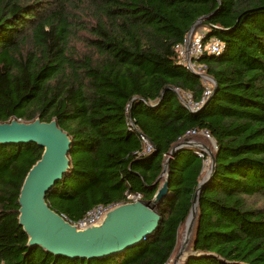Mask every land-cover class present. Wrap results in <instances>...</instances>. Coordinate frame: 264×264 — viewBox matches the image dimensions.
Masks as SVG:
<instances>
[{"label":"trees","instance_id":"16d2710c","mask_svg":"<svg viewBox=\"0 0 264 264\" xmlns=\"http://www.w3.org/2000/svg\"><path fill=\"white\" fill-rule=\"evenodd\" d=\"M199 19L223 49L200 57L216 88L192 111L185 102L200 101L204 84L175 45ZM36 118L55 119L70 138L68 170L45 201L73 221L97 204L123 203L126 192L150 202L171 146L207 131L216 167L198 195V254L185 264H264V0H0V122ZM42 151L33 142L0 144V264L170 259L203 174L195 147L169 160L157 228L91 259L27 244L18 196Z\"/></svg>","mask_w":264,"mask_h":264},{"label":"water","instance_id":"95a60500","mask_svg":"<svg viewBox=\"0 0 264 264\" xmlns=\"http://www.w3.org/2000/svg\"><path fill=\"white\" fill-rule=\"evenodd\" d=\"M199 24L201 19L191 27L188 37ZM212 80L214 91L216 80ZM167 88L171 86H166L165 89ZM175 91L179 95L177 89ZM208 99L209 97L198 109L204 106ZM185 104L192 111L198 110L192 109L187 102ZM29 142L36 143L43 151L41 157L28 170L18 196V223L28 236L27 244L30 247L38 246L56 256L81 259L120 253L146 239L157 228L161 219L154 204L168 195L170 158L177 150L196 145L185 138L171 146L157 177V182H161L160 186L150 202L139 200L119 203L106 211L97 222L85 228H78L69 223L62 214L52 210L45 201L47 191L61 180L68 170L69 136L58 126L55 119L41 121L36 118L28 122L12 119L9 122H0V144ZM207 153L209 170L196 186L186 218L187 221L192 213L194 223L198 213L199 192L216 167L214 153L211 150H207ZM190 257L188 256L183 264Z\"/></svg>","mask_w":264,"mask_h":264},{"label":"built area","instance_id":"2783aa9c","mask_svg":"<svg viewBox=\"0 0 264 264\" xmlns=\"http://www.w3.org/2000/svg\"><path fill=\"white\" fill-rule=\"evenodd\" d=\"M222 49H223V42L221 41L220 38H218L217 36H208L206 35V31H202V30H195L190 37H188L187 34L182 39L181 42L175 45V50L179 57V61L182 64H184L189 70H191L193 73L197 74L201 78L202 83L204 84V90L200 101L195 102L191 105L188 103L192 109H198L206 101V99L212 94L213 85H214L211 76L208 75L207 73L206 64L204 62L199 61V59L204 53L218 54ZM187 97L190 99L189 94H187ZM131 124L132 122L130 121V125ZM198 133L208 138L211 141L213 140L212 136L205 130L191 131V132L188 131L183 137H186V135H190V134L196 135ZM140 137L145 143L143 153L151 152L153 150L152 144L149 143L146 137H144L143 135H140ZM186 139H188L193 144H195L190 137ZM196 153L199 157L203 159V164L204 162L206 163L209 161V156H207L208 154L206 150L202 148V146L196 148ZM124 199H125L124 202L142 200L141 193L139 192H135V193L126 192ZM117 204L119 203L97 204L95 207L88 210L81 218H79L76 221L67 218L66 219L68 220L69 223L76 225L78 228H85L97 222L106 211H108Z\"/></svg>","mask_w":264,"mask_h":264},{"label":"rangeland","instance_id":"374dc122","mask_svg":"<svg viewBox=\"0 0 264 264\" xmlns=\"http://www.w3.org/2000/svg\"><path fill=\"white\" fill-rule=\"evenodd\" d=\"M195 30H202V31H206V28H205V26L204 25H201V24H199L197 27H196V29ZM191 138L193 141H194V143L196 144V145H194L196 148L198 147V146H202V148H204L205 150L207 149V150H211L212 152H214V150H215V146H216V144H215V142L212 140H209L208 138H206V137H204L203 135H201V134H196V135H194V134H190V135H186V137H183V138ZM183 138H180L178 141H181V140H183ZM207 150H206V152H207ZM208 154V153H207ZM207 156H209V155H207ZM204 166H203V174H202V176L205 174V171H206V169L208 168V165H209V161L208 162H206V164H205V162H204V164H203ZM206 167V168H205ZM205 168V169H204ZM162 180H163V178H162ZM161 180V181H162ZM154 208H155V206H154ZM195 224V223H194ZM186 229H187V225L185 224V222H184V225H183V227L180 229V234H179V238H178V240H177V244H176V248H175V250H174V252H173V254H172V256L170 257V259L165 263V264H174V262H175V259H176V254L178 255V253H179V251H180V249H181V245L183 244L182 243V241H183V237H184V232L186 231ZM193 229H194V225H193ZM193 229H192V233H191V237H192V234H193ZM191 241H192V238H191V240H190V247L192 248V243H191ZM178 252V253H177ZM192 254L191 255H189V256H195V255H197L198 253L196 252V251H194L193 250V248H192Z\"/></svg>","mask_w":264,"mask_h":264},{"label":"bare ground","instance_id":"6f19581e","mask_svg":"<svg viewBox=\"0 0 264 264\" xmlns=\"http://www.w3.org/2000/svg\"><path fill=\"white\" fill-rule=\"evenodd\" d=\"M206 164V163H205ZM209 170V165L208 168L206 169V171ZM205 171V172H206ZM196 206V204H195ZM186 225H187V229L184 232V237H183V241H182V247L175 259L174 264H183V262L185 261V259L192 254V248L190 247V240H191V233H192V229H193V225H194V221H193V215L192 213L189 215L187 221H186Z\"/></svg>","mask_w":264,"mask_h":264}]
</instances>
